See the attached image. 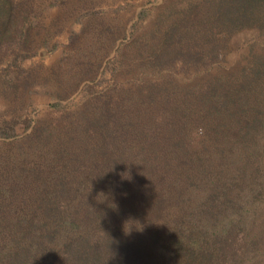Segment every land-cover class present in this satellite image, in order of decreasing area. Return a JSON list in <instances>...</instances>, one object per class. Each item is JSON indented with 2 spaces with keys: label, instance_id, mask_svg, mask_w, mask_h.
<instances>
[{
  "label": "trees",
  "instance_id": "obj_1",
  "mask_svg": "<svg viewBox=\"0 0 264 264\" xmlns=\"http://www.w3.org/2000/svg\"><path fill=\"white\" fill-rule=\"evenodd\" d=\"M30 4L0 0V64L30 57ZM245 29L264 0L184 3L154 65L181 71L1 120L0 264H264V53L218 72Z\"/></svg>",
  "mask_w": 264,
  "mask_h": 264
},
{
  "label": "rangeland",
  "instance_id": "obj_2",
  "mask_svg": "<svg viewBox=\"0 0 264 264\" xmlns=\"http://www.w3.org/2000/svg\"><path fill=\"white\" fill-rule=\"evenodd\" d=\"M191 1L197 0H30L32 53L23 58L28 52L17 51V63L8 57L0 64V121L51 123L94 95L173 73L154 65L169 24ZM263 39L257 29L234 33L218 72L264 53ZM184 71L183 80L192 81L191 70Z\"/></svg>",
  "mask_w": 264,
  "mask_h": 264
}]
</instances>
